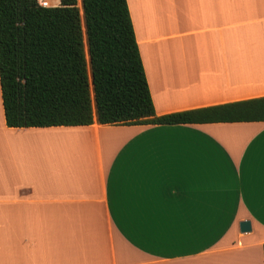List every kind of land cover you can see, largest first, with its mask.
<instances>
[{"label": "crops", "instance_id": "crops-1", "mask_svg": "<svg viewBox=\"0 0 264 264\" xmlns=\"http://www.w3.org/2000/svg\"><path fill=\"white\" fill-rule=\"evenodd\" d=\"M126 3L156 116L264 97V0ZM1 112L0 264H264V122Z\"/></svg>", "mask_w": 264, "mask_h": 264}, {"label": "trees", "instance_id": "trees-1", "mask_svg": "<svg viewBox=\"0 0 264 264\" xmlns=\"http://www.w3.org/2000/svg\"><path fill=\"white\" fill-rule=\"evenodd\" d=\"M81 9L0 0L6 127L264 122V97L156 116L126 0H81Z\"/></svg>", "mask_w": 264, "mask_h": 264}, {"label": "rangeland", "instance_id": "rangeland-1", "mask_svg": "<svg viewBox=\"0 0 264 264\" xmlns=\"http://www.w3.org/2000/svg\"><path fill=\"white\" fill-rule=\"evenodd\" d=\"M49 2H50V5H52L51 7H55V6H57V1H55L54 2V0H49ZM77 7L79 8V11H80V14H81V16H82V9H81V0H77ZM82 29H83V32H84V26H83V22H82ZM84 34V33H83ZM84 39H85V36H84ZM85 42V41H84ZM1 107H2V104H1V97H0V114H2V109H1Z\"/></svg>", "mask_w": 264, "mask_h": 264}, {"label": "water", "instance_id": "water-1", "mask_svg": "<svg viewBox=\"0 0 264 264\" xmlns=\"http://www.w3.org/2000/svg\"><path fill=\"white\" fill-rule=\"evenodd\" d=\"M239 229L241 233H247L250 231V223L248 221H243L239 224Z\"/></svg>", "mask_w": 264, "mask_h": 264}, {"label": "built area", "instance_id": "built-area-1", "mask_svg": "<svg viewBox=\"0 0 264 264\" xmlns=\"http://www.w3.org/2000/svg\"><path fill=\"white\" fill-rule=\"evenodd\" d=\"M41 7H51L49 0H36Z\"/></svg>", "mask_w": 264, "mask_h": 264}]
</instances>
